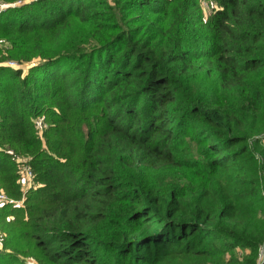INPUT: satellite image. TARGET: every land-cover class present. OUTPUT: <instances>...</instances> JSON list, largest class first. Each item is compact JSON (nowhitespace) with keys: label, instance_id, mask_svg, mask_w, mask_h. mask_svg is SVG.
<instances>
[{"label":"trees","instance_id":"1","mask_svg":"<svg viewBox=\"0 0 264 264\" xmlns=\"http://www.w3.org/2000/svg\"><path fill=\"white\" fill-rule=\"evenodd\" d=\"M213 1L0 0V264H264V0Z\"/></svg>","mask_w":264,"mask_h":264},{"label":"rangeland","instance_id":"2","mask_svg":"<svg viewBox=\"0 0 264 264\" xmlns=\"http://www.w3.org/2000/svg\"><path fill=\"white\" fill-rule=\"evenodd\" d=\"M199 2H200L201 11H202V17L205 20L207 18V16L211 13L213 8L217 7V4L213 0H199ZM2 6H3V3L0 2V7H2ZM4 58L6 59L4 62L9 60L8 57H4ZM34 61L35 60H33L31 62L27 61V62L21 63L20 65L16 61V65H14V66L16 67V66L19 65V67H22L23 73H25V72L28 71L29 66L32 65L34 63ZM32 120L34 122V126L36 128L37 133L42 136V132H43L44 128L47 125L46 121L44 120V117L37 115V116L33 117ZM30 183H31L30 187H31V185H35L36 184V182L34 180H32V179H31ZM30 187H27V189L24 190V193L22 192V194H24V199H23L22 204H17V202H4V203L0 204V206H2L4 204H12L13 206H23L26 203L27 191H28V189ZM22 194H21V196H22ZM6 218H9V217H6ZM2 236H4V233L0 231V247H2V245H3L2 240H1ZM33 253H34V250H33ZM22 257H24L26 260H28L29 264H32V263L33 264H36V263L37 264H44V262L37 257V254L35 255V257L32 256V255L22 256Z\"/></svg>","mask_w":264,"mask_h":264},{"label":"built area","instance_id":"3","mask_svg":"<svg viewBox=\"0 0 264 264\" xmlns=\"http://www.w3.org/2000/svg\"><path fill=\"white\" fill-rule=\"evenodd\" d=\"M6 65L11 66V67H15L14 65H16V61L13 59H9L6 62H4ZM21 177H20V186H21V190L24 193V190L27 189V187H30V182L31 179L33 177V172L31 170V168L28 166V164L26 163H22L21 165ZM24 199V194H22V196L20 198H13L11 196H9L1 187H0V204L4 203V202H17V204H22ZM264 249V246H263Z\"/></svg>","mask_w":264,"mask_h":264}]
</instances>
